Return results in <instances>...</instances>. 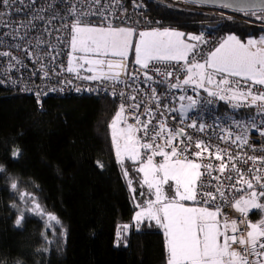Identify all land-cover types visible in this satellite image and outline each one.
<instances>
[{
    "label": "trees",
    "instance_id": "trees-1",
    "mask_svg": "<svg viewBox=\"0 0 264 264\" xmlns=\"http://www.w3.org/2000/svg\"><path fill=\"white\" fill-rule=\"evenodd\" d=\"M146 3L148 27L193 35L211 29L239 39L264 32L164 1ZM117 110V101L102 95L48 97L39 105L0 86V264H166L161 227L149 220L133 224L147 195L137 160L116 155L110 125ZM20 187L38 195L43 211L22 214L17 226ZM49 213L59 220L53 229L42 218ZM127 223L131 230L118 241Z\"/></svg>",
    "mask_w": 264,
    "mask_h": 264
},
{
    "label": "snow or ice",
    "instance_id": "snow-or-ice-1",
    "mask_svg": "<svg viewBox=\"0 0 264 264\" xmlns=\"http://www.w3.org/2000/svg\"><path fill=\"white\" fill-rule=\"evenodd\" d=\"M14 3L15 0H0L4 7ZM22 3L23 0H20ZM91 3L100 4V0H91ZM224 8L232 7L231 3L225 2ZM264 11V8L259 9ZM75 13V8L71 10ZM100 15H103V9H98ZM244 11H248L244 9ZM3 13H0L2 15ZM96 11L80 13L82 16L95 15ZM106 19V18H105ZM69 65L67 71L75 70L74 61L77 57L74 55L79 52V60L83 67L88 65V71L93 75L82 77L83 79L115 81L121 82L120 76L122 71L127 70V64L124 61L129 56L130 49H134L135 64L140 65L141 69H149L152 62L151 71L156 72L164 77V82L174 73L165 69L161 72L157 64H170L176 62L177 65L183 61V65L178 71L184 73L183 79L176 76V83L170 84V88H183L185 85H192L195 89H204L210 97H218L221 101L231 104L233 109L241 107L256 106L259 113L264 114V37L259 41L248 40L242 43L234 35H229L219 44L215 50L211 51L206 58L201 60L196 57L201 56L197 51L198 44L189 43L196 41L203 43V37L198 35H189L185 39V33L171 29H153L151 31L139 32L138 40L133 45L132 37L133 28L113 27L110 23L108 26H89L82 22L79 17L71 25ZM0 55H10V53H0ZM109 55L118 57L119 60L113 62L106 59ZM191 55V59H189ZM107 68V71H105ZM47 75V72H45ZM145 82L153 80V77L144 73ZM219 77V79H217ZM134 80L138 76L132 77ZM261 86L256 90L255 86ZM79 91V89H77ZM115 95V92H113ZM123 96V93H120ZM155 101L156 108L160 107V99L157 96L156 89L152 88L150 93ZM188 99L191 105L195 101L191 96H180V100ZM135 100L136 97L132 96ZM139 108L140 104L133 105ZM167 107V106H165ZM175 111V109H168ZM145 113L152 116V109L145 108ZM161 115H163L161 113ZM124 120V105L116 113L110 127L112 129V141L116 150V155L121 158L125 154L129 159L136 160L140 155V149L150 150L151 155L147 156L145 163L139 168L143 173L144 185H147L149 191L153 192L155 200H148L146 206L135 213L134 221L140 224L143 220L155 221L163 228L166 237L167 259L166 264H264V218L258 223L247 220L250 209L264 211V203L260 199L264 197V177L254 175L251 179L246 178L240 169L234 164L232 171L237 173V180L231 185L236 191H241L237 185H246L243 189L244 195L239 199L232 201V206L244 217L241 223L247 224L246 233H241L236 220L229 221L226 217L221 222L218 217L221 215V208L217 206L215 210L209 207H190L186 206L183 201H193L207 205L209 201H215L216 195L207 190L205 181L201 177L205 174L211 176L213 165L211 163L202 164L196 160L189 159V155L200 159L204 153L213 155L210 151L211 144L203 140L195 141V148L198 151L191 152V143L185 144L180 141L183 147L174 144L177 137L184 133V129L176 131L167 130L166 124L161 121L157 127L159 131L153 130L149 134L148 127L152 120L141 122L137 118V124H142L144 135L150 142L142 143L137 138L136 126L127 124L126 127L120 128V122ZM234 120V118H233ZM234 122L241 126L238 121ZM126 123V121H125ZM255 121L250 126H254ZM190 127H196V124H190ZM167 130L168 138L164 144H156L158 136L162 137ZM200 131H204V125H200ZM231 133L221 139L227 140ZM191 136L188 141H191ZM236 140L241 141V146L247 143L246 136L237 135ZM122 141V143H121ZM166 149H170L166 150ZM228 155V161L240 159V156H233L226 149H220L217 146L214 153L215 159L222 161L218 166V171L223 174L228 164L223 163L224 155ZM13 155H19V151ZM161 156L163 160L160 163H154V157ZM257 157L249 156L248 160L255 164ZM264 162V157L259 158ZM247 163V161H245ZM204 172H201V169ZM259 171V169H257ZM125 176L127 172L125 171ZM219 180L220 177H212ZM232 179L231 176L228 177ZM253 180L256 182L255 185ZM169 181L174 182V195L169 197L164 191V185ZM15 189L17 185L12 184ZM260 190L257 191L256 189ZM216 193H219L221 199H225V193L222 185L216 186ZM198 197H204L202 201ZM33 211L42 213L38 203L33 200ZM140 208V205H137ZM49 220H59L55 215L48 214ZM24 217L21 214L15 224L20 226ZM128 225H123L120 232L117 233L119 241L123 232H126ZM231 233V234H230ZM234 245H238L236 248ZM255 256L256 260H250L249 257Z\"/></svg>",
    "mask_w": 264,
    "mask_h": 264
},
{
    "label": "built area",
    "instance_id": "built-area-1",
    "mask_svg": "<svg viewBox=\"0 0 264 264\" xmlns=\"http://www.w3.org/2000/svg\"><path fill=\"white\" fill-rule=\"evenodd\" d=\"M148 1L150 0H100V4L97 5L91 3V0H23L22 3L20 0H15L14 3L10 2L7 7L0 4V13H3L0 15V53H10L7 56L0 55V86L27 93L34 97L39 105H42L44 99L48 97L77 95L111 97L118 103L117 112L120 110V106L124 105V120L120 122V128L126 127L127 124L136 126L138 129L136 136L142 143L150 141L144 135L142 124H137V118L141 122L152 120L148 127L149 134L153 130L159 131L157 125L161 121L166 124L167 130L176 131L183 128L185 134L177 137L174 144L183 147L184 145L180 144V141H184L185 144L191 143V152L198 151L195 148V141L203 140L205 143L211 144L210 151L213 155L206 152L200 159L192 155H189V159L213 165L211 176L205 174L201 179L205 181L207 190L213 192L217 199L209 201L207 205L193 203L198 207H209L213 211L219 206L221 222L225 217L229 221L236 220L240 229L237 235L246 233L247 224L241 223L244 217L232 206L234 199H239L244 195L243 189L246 185H237L241 191L231 188L238 178L237 173L232 171V165L239 168L248 179L254 175L264 177V162L259 159L264 157V114L259 113L256 106L233 109L228 102L221 101L218 97H210L207 92L201 89L194 90L192 85H185L183 88H170V84L176 83V76L183 79L184 73L178 71L182 67L183 61L179 65L176 62L156 65L161 69V72L167 69L174 73L172 77H168L166 82L162 75L151 71L155 62L150 63L149 69L142 70L141 66L135 64L130 58L124 61L127 64V70L121 72V82L83 79L82 77L93 75L87 70L88 65L79 68H75L73 65L75 70L67 71L69 53L71 52L70 30L77 17L92 26L106 27L109 23L112 26H118V24L131 26L137 34L149 26L150 19L145 15L149 9L146 3ZM157 1H164L182 9H205L215 16L227 20L264 28V11H260L259 8H250L246 12L244 9L224 8L223 4H205L191 0ZM73 8L76 10L75 13L71 11ZM101 8L103 15L97 11ZM89 10L96 11V14L80 15V13ZM156 26L162 27L160 24ZM198 36H202L204 40L203 43L192 42L198 44L197 51L201 53V56L196 57L198 60H201V57L205 58L208 52L213 50L224 38L222 32H215L211 29L200 30ZM191 58L190 55L189 59ZM106 59L113 62L119 60V58L111 56ZM145 72L152 76L153 80L145 82ZM134 75L138 76V79L134 80L132 78ZM152 88L156 89L160 99L159 108H156L155 101L150 95ZM260 88L261 86H255L256 90H260ZM120 93L124 95L121 96ZM132 96H135L136 99H131ZM180 96H191L197 103L191 105L187 98L180 100ZM137 103L140 104V107L134 108L133 105ZM145 108L152 109V116L145 113ZM168 109H175V111ZM233 118L241 126H237ZM253 119L255 125L250 126ZM190 124H196V127H190ZM200 125H204V131L199 130ZM167 130L162 137H157L156 144L165 143L168 138ZM229 132L231 133L229 139H221ZM237 135L246 136L247 143L241 146V141L236 140ZM189 136L192 138L191 141H188ZM217 146L220 149H226L233 156H240V159L229 162L228 155H224L223 163L228 164V168L223 174L217 170L222 163L215 159L214 153ZM166 150L170 151V149ZM141 151L151 155L150 150L141 148ZM249 156L258 158L255 164L248 160ZM162 160L161 156L154 157L157 164ZM201 172H204L203 168ZM217 176L220 177L219 180L212 179ZM229 176L232 177L231 180L228 179ZM261 182L264 183V180ZM253 183L255 185L256 182L253 180ZM217 185H222L225 199H221L219 193H216ZM203 199L204 197H198L200 201ZM252 212H255V217L250 216L249 211L248 221L258 223L264 218V211L255 209ZM234 247L238 248L239 246L234 245ZM249 259L256 260L257 257L251 256Z\"/></svg>",
    "mask_w": 264,
    "mask_h": 264
},
{
    "label": "rangeland",
    "instance_id": "rangeland-1",
    "mask_svg": "<svg viewBox=\"0 0 264 264\" xmlns=\"http://www.w3.org/2000/svg\"><path fill=\"white\" fill-rule=\"evenodd\" d=\"M192 11L204 12V13H209L211 15H214L210 11L205 10V9L204 10H192ZM89 26H92V25H89ZM96 27H99V26L96 25ZM113 27H124V28H129L130 27V28H132L131 26L121 25V24H118V26H113ZM165 28L185 33V39H187V37L189 35H193L191 32H184L183 30H181L179 28H175V27L174 28H171V27L158 28L157 26H152V27L145 28L142 31H151L153 29H161V30H163ZM138 34L139 33L136 34L135 33V30H134V35L132 37L133 45L135 44V41L138 40V38H139ZM196 35H198V33H196ZM229 35H234V34L233 33H229L228 35H226V37L229 36ZM251 36H249V37H247L245 39H241V40H244L245 42H247L248 40H250V37ZM188 42L192 43V42H195V41H188ZM76 55H77L78 58L76 59V61H74V66H75V68H77V67L79 68L80 67L79 65L82 63V61L79 60V56L82 55V54L79 53V52H77V53H75V56ZM109 56H111V55H109ZM111 57H113V56H111ZM114 58H118V57H114ZM128 58H130V59H132V60L135 61L134 49H130ZM201 62H203L202 59H201ZM84 65H87V64H84ZM217 79H219V77ZM202 90L204 91V89H202ZM116 113H117V111H116ZM115 116H116V114H115ZM115 116L113 118H115ZM140 153H141V155L136 159L137 162H138L137 163L138 170L141 167V165L146 162L147 156L149 155L147 153L146 154L143 153V151H141V149H140ZM124 157H127V155L125 154L124 156H122L121 158H119V160L120 161L124 160ZM154 163H155V161H154ZM139 173H141V172H139ZM142 181H143V173H141V183H142ZM144 187L146 189L147 198L146 199H142V202H145V203L144 204L142 203L140 205V208H137L136 212L140 211L141 208L145 207L146 206V202L148 200H155V196H154L153 192L149 191L147 185H144ZM163 187H164V191L168 194L169 197H171V196L174 195V190L175 189H174V182L173 181H169V183L166 184V185H164ZM131 189H133L132 186H131ZM17 191L18 192H17V197H16V200H17L16 201V211H18V215L24 214V213H27V212L28 213H34L36 215H38V214L41 215L40 212L33 211V208H34L33 200H35V203H38L40 205V207H41V202L38 199V195L34 191H32L31 189H29L28 187H26V188L20 187V188H18ZM260 202L263 203L261 201V199H260ZM182 203H184L186 206L198 207L196 204L193 203V201H183ZM252 210H255V209H250V211H252ZM135 213H134V216H135ZM42 218H43V221L45 222L46 228L47 229H50V228L53 229L54 226L52 227V225H54V221L49 220L48 215L45 216V217L42 216ZM145 220H147V219H145ZM133 224H134L135 228H137L138 224H136V222L134 221V218H133ZM124 225H128L129 226L128 229H127V231L131 230L130 227H131L132 223L131 224L130 223H127V224H124Z\"/></svg>",
    "mask_w": 264,
    "mask_h": 264
},
{
    "label": "water",
    "instance_id": "water-1",
    "mask_svg": "<svg viewBox=\"0 0 264 264\" xmlns=\"http://www.w3.org/2000/svg\"><path fill=\"white\" fill-rule=\"evenodd\" d=\"M210 4H223L225 2L231 3L235 9H250V8H264V0H191Z\"/></svg>",
    "mask_w": 264,
    "mask_h": 264
},
{
    "label": "crops",
    "instance_id": "crops-1",
    "mask_svg": "<svg viewBox=\"0 0 264 264\" xmlns=\"http://www.w3.org/2000/svg\"><path fill=\"white\" fill-rule=\"evenodd\" d=\"M225 38H226V36H224ZM237 37V36H236ZM262 37H264V32H262V33H260V34H255V35H252L251 37H250V40H256V41H259ZM224 38V39H225ZM238 38V37H237ZM239 39V38H238ZM241 40V39H240ZM222 42V41H221ZM220 42V43H221ZM241 42L242 43H247V42H245L244 40H241ZM190 43V42H189ZM219 43V44H220ZM219 44L216 46V47H218L219 46ZM215 47V48H216ZM215 48L213 49V50H215ZM213 50H211V51H213ZM211 51H209L208 52V54L211 52ZM207 54V55H208ZM207 55L205 56V58L207 57ZM134 61V60H133ZM136 212V211H135ZM134 216V215H133ZM218 219H220V216L218 217ZM162 230H163V228H161ZM163 234H164V230H163ZM164 238H165V247H166V237H165V234H164Z\"/></svg>",
    "mask_w": 264,
    "mask_h": 264
}]
</instances>
